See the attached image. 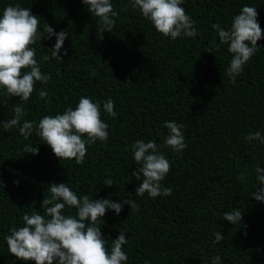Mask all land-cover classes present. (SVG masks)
I'll return each mask as SVG.
<instances>
[{"label":"trees","instance_id":"obj_1","mask_svg":"<svg viewBox=\"0 0 264 264\" xmlns=\"http://www.w3.org/2000/svg\"><path fill=\"white\" fill-rule=\"evenodd\" d=\"M17 3L39 17V30L47 24L57 33L66 30L68 37L61 61L51 58L55 36L31 46L51 79L37 82L27 102L0 92V121L13 118L17 104L26 112L21 123L39 121L74 108L80 96L100 102L101 109L111 98L117 116L102 110L108 141L87 146L82 164L59 160L35 131L26 140L18 128L5 131L0 124V264H34L10 254L4 236L23 226L25 212L43 214L50 183H66L78 196L139 205L131 211L124 204L119 215L107 210L97 225L109 248L125 232L126 264H211L217 255L222 264H264V203L251 196L261 187L255 167L264 170V144L246 139L257 131L264 136V38L232 83L225 74L231 54L211 27L219 23L227 30L247 5L257 9L264 30V0H184L199 35L175 40L158 33L130 0H111L119 13L111 32H102L82 0H0V15ZM213 39L219 47L209 53ZM43 55L50 59L43 61ZM41 89L50 103L38 98ZM171 120L183 125L187 147L181 153L164 146L163 125ZM138 139L154 140L170 161L161 183L172 195L135 194L143 178L131 175L137 165L130 149ZM25 145L36 146L38 154L25 153ZM245 171V179L238 180ZM108 178L114 185H104ZM234 208L242 212L237 225L221 219ZM64 214L75 215L76 209L66 206ZM215 232L224 237L217 244Z\"/></svg>","mask_w":264,"mask_h":264},{"label":"clouds","instance_id":"obj_2","mask_svg":"<svg viewBox=\"0 0 264 264\" xmlns=\"http://www.w3.org/2000/svg\"><path fill=\"white\" fill-rule=\"evenodd\" d=\"M82 3L92 16L98 18L102 32L112 31L119 13L111 0H82ZM183 3L184 0H130L131 7L138 9L158 33L172 40L180 37L195 38L199 35L196 22L182 7ZM39 23V17L19 3L9 4L0 15V92L9 97H19L24 102L30 99L37 82L46 84L51 79L50 73H42L36 59V50L31 46L41 38L50 39L55 36L51 58L61 61L59 52L68 37L66 30L57 33L47 24L41 31ZM211 27L220 44L227 45V51L231 54L225 74L230 82L235 83L243 72L244 65L259 50L257 41L264 38L257 9L247 5L241 7L227 30L219 23L212 24ZM213 47H219L215 39L207 52L212 53ZM41 59L48 61L50 57L43 55ZM57 75H60L59 71ZM47 97V91L39 90V99L50 103ZM114 107L111 98L103 102L101 109L100 102H93L88 96H80L74 108L68 106L62 113L44 115L39 121L23 120L21 123L26 112L22 105L17 104L13 109V118L0 121V124L5 131L18 128L20 135L26 140L35 131L59 160H74L76 164H82L87 146L97 141H108L109 125L101 118V112L103 110L115 119L117 113ZM163 127L167 129L165 147L175 153L186 149L182 124L171 120L165 121ZM246 139L249 142L258 140L264 144V136L259 131L248 134ZM23 150L27 154H38L36 146L25 145ZM130 150L137 165V170L131 175L137 181L143 178L135 189V194L142 197L147 193L150 198L172 195V188L163 187L161 183L170 172L171 164L156 142L138 139ZM262 171L264 170L258 165L255 167L256 180L261 187L252 192L251 196L264 203ZM246 174V171L241 172L238 180L243 181ZM13 183L18 184V181ZM104 185L110 187L114 185V181L105 179ZM47 190L49 196L42 200L40 207L43 214L37 211L31 214L25 212L21 217L23 226L9 228L8 234L4 236L10 254L18 260L33 261L34 264H126L128 256L123 246L129 241L125 232L120 231L109 248L101 233V226L97 225L104 223L103 217L107 210L119 215L124 204L129 205L131 211L138 210L139 205L134 200L113 202L107 198L97 200L88 195L78 196L66 183H50ZM66 206L76 209V214H64ZM221 219L237 225L242 220V212L239 208H234L224 212ZM213 236V244L224 239L220 232L213 233ZM211 264H222L221 257L214 256Z\"/></svg>","mask_w":264,"mask_h":264}]
</instances>
